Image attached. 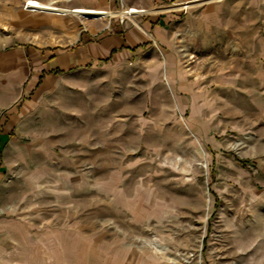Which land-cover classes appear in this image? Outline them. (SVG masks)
I'll list each match as a JSON object with an SVG mask.
<instances>
[{
	"label": "rangeland",
	"instance_id": "obj_1",
	"mask_svg": "<svg viewBox=\"0 0 264 264\" xmlns=\"http://www.w3.org/2000/svg\"><path fill=\"white\" fill-rule=\"evenodd\" d=\"M23 2L11 11L0 0V133L9 134L0 142V226L14 220L30 232L43 224L60 227L65 237L75 231L78 264L263 262L264 0H172L163 6L181 14L178 40L185 44L179 53L195 81V110L176 112L169 89L165 98L156 85L144 115L116 118L117 134L110 133L115 120L101 104L93 116L86 110L53 116L45 112L43 91L30 110L35 115L22 114L33 67L5 58L66 44L67 28L108 22L31 13ZM128 4L150 8L149 0ZM54 124L64 134L52 137ZM96 176L110 179L105 196L91 181ZM78 190L83 194H73ZM92 236H100L94 245L80 246ZM73 250L63 249L68 261Z\"/></svg>",
	"mask_w": 264,
	"mask_h": 264
},
{
	"label": "crops",
	"instance_id": "obj_2",
	"mask_svg": "<svg viewBox=\"0 0 264 264\" xmlns=\"http://www.w3.org/2000/svg\"><path fill=\"white\" fill-rule=\"evenodd\" d=\"M57 1L61 6L73 8L85 7L95 10L118 8L117 0ZM20 2L21 0H6V3L10 4L7 9L14 11ZM170 3H173L172 0L168 3L162 0H149L150 8L157 9L141 19L138 27L129 24L122 27L115 20L110 26L108 23L101 26L92 21L86 22L81 28L70 27L65 30L66 34L71 36V41L66 44L37 51H16L8 55V58H5L7 64L22 66L25 60L33 67L32 71L29 69L26 75L29 81L23 87L28 98L23 107L26 110L22 111V114L27 112L29 116L35 115L30 110L37 107L41 101L40 91H43L47 93L44 98V102H47L45 103L47 114L54 116L57 113H68L76 116L86 110L93 116L102 106L108 110L109 118L115 120L109 129L110 133L117 134L116 118L126 119L132 115H144L150 107V100L155 99L153 91L156 85L164 89L165 98L168 97L165 86L169 89L170 97L176 103V112L194 111L195 103L194 101L192 103V97L195 95V81L190 69L183 65L179 53L184 43L178 40L181 14L174 8L162 9ZM60 32L59 34L64 36L62 29ZM57 75L73 76L76 81L62 83L56 81ZM64 99L69 101L67 108L62 107ZM163 104L166 109L170 107L165 101ZM58 105L61 108L57 107ZM188 126L195 127L191 121ZM49 131L52 137L64 134L58 124L52 125ZM35 133L33 136L37 137V131ZM8 137L9 134L0 133V142ZM77 179L72 180L78 183ZM107 180L110 179L98 176L91 180L98 183V192L103 193H98L99 197L105 196L104 183ZM112 180L116 182L115 176ZM58 181L60 182L56 180L57 183ZM80 190L74 191L73 194H83ZM0 228L2 230L4 228L3 231L6 233L5 237L0 236V264L79 262L77 251L79 243L75 231L72 233L69 230L68 237H65L61 234L63 230L60 227L43 224L36 232L33 230L30 232L24 224L14 220L4 221ZM250 233L252 236V232ZM30 234H34V241ZM261 235L264 242V230ZM98 238L93 236L91 239L87 238L86 243L82 242L80 246L88 247L90 242L94 245L93 242ZM64 248L74 249L70 261L63 255ZM249 248L248 245L247 250ZM262 261L254 264H264V252Z\"/></svg>",
	"mask_w": 264,
	"mask_h": 264
},
{
	"label": "built area",
	"instance_id": "obj_3",
	"mask_svg": "<svg viewBox=\"0 0 264 264\" xmlns=\"http://www.w3.org/2000/svg\"><path fill=\"white\" fill-rule=\"evenodd\" d=\"M118 8L116 9H85V13H81L79 17H83L85 19H107L108 26H110L111 21L115 20L119 26H126L129 24L134 27L140 26L141 19L149 16L151 12L156 11L155 8H145V7H137L134 5H129L128 0H117ZM23 9L27 12H44V13H54L57 15H66L67 13H71L77 15V12H74L75 9H60L53 1L48 3H42L38 0H24ZM182 7H184L181 4ZM77 13V14H76ZM85 15L86 17L82 16ZM78 16V15H77Z\"/></svg>",
	"mask_w": 264,
	"mask_h": 264
},
{
	"label": "bare ground",
	"instance_id": "obj_4",
	"mask_svg": "<svg viewBox=\"0 0 264 264\" xmlns=\"http://www.w3.org/2000/svg\"><path fill=\"white\" fill-rule=\"evenodd\" d=\"M85 9H89V10H91V8H85V7H81V8H77V9H75V11L74 12H77L76 14L79 16L81 13H85V11H83V10H85ZM32 13V12H31ZM35 13V12H34ZM76 16V15H75ZM82 16H84V17H86L85 15H82ZM157 253V252H156ZM154 257V256H153Z\"/></svg>",
	"mask_w": 264,
	"mask_h": 264
}]
</instances>
